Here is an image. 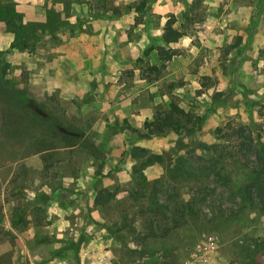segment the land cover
<instances>
[{
	"label": "rangeland",
	"instance_id": "1",
	"mask_svg": "<svg viewBox=\"0 0 264 264\" xmlns=\"http://www.w3.org/2000/svg\"><path fill=\"white\" fill-rule=\"evenodd\" d=\"M20 5L0 0V264H264V0Z\"/></svg>",
	"mask_w": 264,
	"mask_h": 264
},
{
	"label": "trees",
	"instance_id": "2",
	"mask_svg": "<svg viewBox=\"0 0 264 264\" xmlns=\"http://www.w3.org/2000/svg\"><path fill=\"white\" fill-rule=\"evenodd\" d=\"M182 34L174 28L173 26V21H168L164 24V27L162 29V35H161V42L164 45H168L171 43H176L180 38H181ZM156 53H157V57L160 61L162 62H168L170 61L176 54L175 51L173 50H164L163 48H157L156 49ZM41 124L44 123L43 120L40 121ZM167 127V128H166ZM164 129H167V131L163 134ZM146 130L148 132V134L150 135V137H157V136H164L167 133H169L170 131H172V129H169L168 126L162 125V124H150V125H146ZM55 135V133H54ZM55 136H60V134H56ZM82 135L78 136L77 138H81ZM140 139H144L145 137L143 136H139ZM72 138L68 139L71 140ZM260 153H262V155H260V159H261V172H257L254 173L255 176L253 177V180L261 183V185H264V147L262 148V146L260 147ZM143 180H145V178H143L141 181L136 182V184L138 186H140L143 182ZM97 204L96 201L94 203V207L91 209L92 211L95 210ZM24 214H26V210L23 208H16L15 212L11 215V220H10V226L11 228L18 232L20 231V223H22V219H24ZM109 234H111V232H108ZM169 233L168 230L165 231L162 234V237H165L166 234ZM156 237V234L154 232H151L150 234H148L147 236H145L143 239H141V242L143 243L144 240L146 239H153ZM12 238V234L11 232L8 231H4L2 229H0V244L2 243H9V239Z\"/></svg>",
	"mask_w": 264,
	"mask_h": 264
},
{
	"label": "crops",
	"instance_id": "3",
	"mask_svg": "<svg viewBox=\"0 0 264 264\" xmlns=\"http://www.w3.org/2000/svg\"><path fill=\"white\" fill-rule=\"evenodd\" d=\"M13 2H15L16 4H17V7L19 8L21 5V3H24V2H26V1H31V0H12ZM76 3H78V2H76ZM34 5H32V7H36V4L35 3H33ZM20 9V8H19ZM84 15H86V19L87 18H89V15L90 14H88V11H86L84 14H80V15H77L76 14V19L77 18H83L84 17ZM90 20V19H89ZM101 22H104V21H97V20H95V19H93V21H92V25L93 26H97V25H101ZM105 23H109V22H105ZM106 32H107V29H106ZM108 32H110V31H108ZM89 207L90 208H92V202H91V205H89ZM12 229V228H11ZM12 231L14 232V235L15 236H17V232L16 231H14L13 229H12Z\"/></svg>",
	"mask_w": 264,
	"mask_h": 264
}]
</instances>
